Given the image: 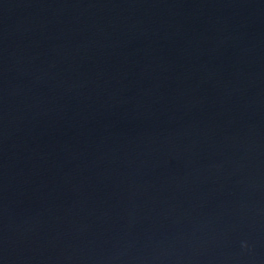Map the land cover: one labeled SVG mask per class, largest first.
<instances>
[{"label":"water","instance_id":"water-1","mask_svg":"<svg viewBox=\"0 0 264 264\" xmlns=\"http://www.w3.org/2000/svg\"><path fill=\"white\" fill-rule=\"evenodd\" d=\"M0 264H264V0H0Z\"/></svg>","mask_w":264,"mask_h":264}]
</instances>
